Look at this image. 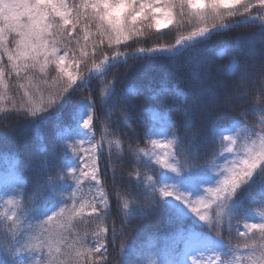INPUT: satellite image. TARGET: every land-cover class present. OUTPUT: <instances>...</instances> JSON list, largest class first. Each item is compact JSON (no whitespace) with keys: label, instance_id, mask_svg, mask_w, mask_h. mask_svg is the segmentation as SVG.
<instances>
[{"label":"snow or ice","instance_id":"6c2138e0","mask_svg":"<svg viewBox=\"0 0 264 264\" xmlns=\"http://www.w3.org/2000/svg\"><path fill=\"white\" fill-rule=\"evenodd\" d=\"M185 24L190 29L174 43L127 50L146 30L159 39L166 35L162 29ZM249 24L251 31L236 33L218 53L231 59L229 78H217L207 41ZM157 58L186 75L188 84L161 85L145 100H181L183 122L169 120L160 130L147 124L146 147L128 146L138 167L124 188L115 189L117 226L110 222L113 206L100 160L105 150L109 162L113 148L118 157L125 153L123 141L110 138V121L118 113L131 128L142 93L111 70ZM94 80L101 84L99 96L77 97L75 127L59 134L64 154L55 171L31 193L14 180L0 195V264H137L126 243L130 222L158 215L162 205L179 218L195 216L215 236L181 233L182 250L173 241L163 256L149 252L139 264H264V194L248 204L241 195L255 184L264 192V0H0V121L11 115L26 123L44 120L77 90L90 91ZM224 117L233 127H223ZM95 121L102 122L99 139ZM5 128L0 136L14 134ZM205 137L214 147L202 157ZM141 167H158L160 174L154 178ZM234 221L236 243L223 236ZM118 238L114 259L110 248Z\"/></svg>","mask_w":264,"mask_h":264},{"label":"trees","instance_id":"16d2710c","mask_svg":"<svg viewBox=\"0 0 264 264\" xmlns=\"http://www.w3.org/2000/svg\"><path fill=\"white\" fill-rule=\"evenodd\" d=\"M189 29L190 26L187 24L184 25L183 29H177L169 25V28L161 30L166 35L159 39L155 30H146L144 37L137 38L135 42H128L130 47L127 50L131 51L138 47L148 48L157 44L174 43L175 35ZM252 29L253 25L249 24L233 29L232 32L213 35L207 41L205 54L215 57L213 72L217 78L221 80L229 78V61L231 57L218 55L220 50L234 42L236 33L247 32ZM120 50L124 51L125 48L121 47ZM129 65H133V67L126 71ZM217 68L220 71L217 72ZM117 71L120 74L121 81H127L134 89L142 93L134 101L136 106L132 110L131 119L129 120L131 128L124 125L122 121L117 120L118 113L114 114L110 121L113 129L110 138H119L123 141L125 153L118 157L116 155L117 150L113 148V157L111 162H109V157L105 150L100 160L101 180L109 193L110 203L113 206L110 222L115 220L117 226H119L120 217L115 211V189L124 188L128 183V173L134 167H138V165H135L134 157L127 152L128 146L131 144L133 146L146 147L144 133L147 124H152L155 129L160 130L167 127L169 120L178 124L183 122L181 100L170 96L165 102L159 97L153 96L152 99L146 101L145 96H152V93L158 90L161 85H166L169 88L179 87L186 89L188 80L186 75L182 72H177L164 58L129 60L128 65L122 64L118 68L111 70V72ZM111 72L107 77L109 80L111 79ZM120 86L118 85V88ZM100 89V82L94 80L90 91L85 89L77 90L58 111L53 112L49 117L41 121L26 123L23 119H18L16 115L8 116L7 119L0 121V132L6 131L5 125H10L15 129L14 134L10 137L0 136V195H4L8 191L6 185H8L11 175L15 176L17 183L22 184L27 193H31L37 181L42 183L49 173L55 171L64 154L63 142L59 134H68L64 130L70 126L72 128L75 127L76 98L87 95L97 98ZM145 108H151L153 111H145ZM98 115H103V111H98ZM248 119L251 121L252 117H248ZM101 123V121L94 122L97 139L101 135ZM199 125L200 121L196 120L195 126L199 127ZM223 127H233L230 118H223ZM180 130L181 132L183 131L182 128ZM213 147L214 145L206 137L202 138L200 143L202 157L210 152ZM224 159H230L227 153H225ZM201 162H203V159ZM223 162L224 160L221 159L218 163L223 164ZM140 170L141 172L147 171L154 178L160 174L158 167L150 169L141 167ZM168 182L171 183L172 180ZM88 190L89 185L85 184L83 191L87 193ZM132 190L136 191L135 186H133ZM261 194H264V192H262L258 184H255L241 195L244 203L248 204L254 199H259ZM255 207L253 205V208ZM2 210L0 209V211ZM236 227L237 224L234 221L233 231L231 233L227 230L224 231L225 241H228L231 236L233 237L232 242L236 243L234 239ZM238 227L242 231L243 223L241 222ZM0 228H2V225H0ZM192 232L215 236V232L210 231L195 216L189 214L179 218L172 209L162 205L158 215L131 220L126 240L131 254L130 258L139 264L149 252H156L163 256L167 246L171 245L173 241H178L176 250L180 251L184 247L180 234L182 233L186 237ZM119 244L120 238L117 239L115 247L110 248L114 259H118L115 253L119 249Z\"/></svg>","mask_w":264,"mask_h":264},{"label":"rangeland","instance_id":"374dc122","mask_svg":"<svg viewBox=\"0 0 264 264\" xmlns=\"http://www.w3.org/2000/svg\"><path fill=\"white\" fill-rule=\"evenodd\" d=\"M14 180L17 182L15 176L11 175V178L9 179V181H8L7 184L12 183ZM192 233H195V234L199 235L202 239H207L208 237L211 236V235H204V234H202V233H200V232H192ZM213 237H214V236H213Z\"/></svg>","mask_w":264,"mask_h":264}]
</instances>
